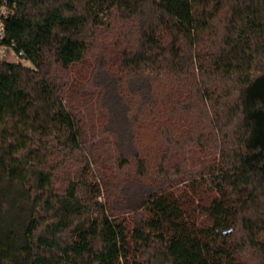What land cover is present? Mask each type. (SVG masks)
Here are the masks:
<instances>
[{"label": "trees", "instance_id": "16d2710c", "mask_svg": "<svg viewBox=\"0 0 264 264\" xmlns=\"http://www.w3.org/2000/svg\"><path fill=\"white\" fill-rule=\"evenodd\" d=\"M1 10L0 264H264V0Z\"/></svg>", "mask_w": 264, "mask_h": 264}, {"label": "rangeland", "instance_id": "374dc122", "mask_svg": "<svg viewBox=\"0 0 264 264\" xmlns=\"http://www.w3.org/2000/svg\"><path fill=\"white\" fill-rule=\"evenodd\" d=\"M1 59L9 61V62H17L18 61V58H16L15 54L10 50H5L4 57H2ZM91 64H92L91 60L89 58H86L83 61H81L80 63L75 64L69 68L68 73L70 76V85H69V88L65 94V96L67 98L66 99L67 102L69 104L73 105L74 107L80 109V111L84 114V116L86 115L85 120H87L88 122H91V119H90V117L87 116L86 110L90 108L89 104L92 102L93 96L86 93L83 90V84H84L85 80L87 79ZM99 150H97V151H99ZM101 151L104 152L103 150H101ZM101 151H100V153H102ZM101 155H104V154H101ZM212 158H213L212 153H210L208 151L199 152L197 150H191L189 152V160L194 165H199V164L211 161ZM102 159H103V157H102ZM103 167L106 168L107 166L104 165ZM92 172H93V170H92ZM89 177H90L91 181H93V179L91 178V175ZM98 200L101 201L102 197L98 198ZM125 225H127L126 229L129 228L128 224H125ZM133 257H134V255L131 254V252H129L127 261H130Z\"/></svg>", "mask_w": 264, "mask_h": 264}, {"label": "built area", "instance_id": "2783aa9c", "mask_svg": "<svg viewBox=\"0 0 264 264\" xmlns=\"http://www.w3.org/2000/svg\"><path fill=\"white\" fill-rule=\"evenodd\" d=\"M0 14L1 15H3L4 14V11L3 10H1L0 11ZM2 38V31H1V28H0V39ZM5 48H0V59L2 58V57H4V54H5Z\"/></svg>", "mask_w": 264, "mask_h": 264}]
</instances>
